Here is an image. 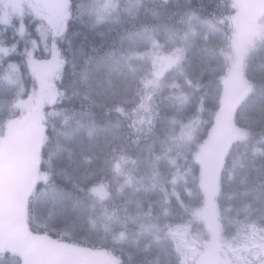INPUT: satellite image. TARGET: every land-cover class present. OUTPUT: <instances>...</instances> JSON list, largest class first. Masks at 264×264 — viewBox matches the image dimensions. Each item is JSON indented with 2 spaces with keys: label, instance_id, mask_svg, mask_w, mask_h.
I'll list each match as a JSON object with an SVG mask.
<instances>
[{
  "label": "trees",
  "instance_id": "16d2710c",
  "mask_svg": "<svg viewBox=\"0 0 264 264\" xmlns=\"http://www.w3.org/2000/svg\"><path fill=\"white\" fill-rule=\"evenodd\" d=\"M27 5L11 2L9 21L0 6V141L17 122L28 140L35 117L43 134L26 227L111 264H180L169 229L202 230L195 211L216 192L196 153L218 114L237 0H117L102 20L93 0H67L64 31L46 37ZM154 43L177 61L148 86L153 66L138 54ZM244 75L252 89L234 123L247 136L232 142L215 194L223 242L243 223L264 226V36ZM19 156L7 175L14 187ZM100 183L103 199L90 192ZM0 264L22 263L7 250Z\"/></svg>",
  "mask_w": 264,
  "mask_h": 264
},
{
  "label": "rangeland",
  "instance_id": "374dc122",
  "mask_svg": "<svg viewBox=\"0 0 264 264\" xmlns=\"http://www.w3.org/2000/svg\"><path fill=\"white\" fill-rule=\"evenodd\" d=\"M11 2L19 9H26L28 4L31 12L42 18V23L37 27L45 37L48 34L58 36L64 31L69 16L67 0H0L2 18L5 21L10 19ZM129 5H132L131 1ZM116 6L117 0H93L91 9L93 15L102 20L110 15ZM231 23L232 34L227 52L229 70L223 78L218 114L208 137L196 153L202 165L201 169L209 164L212 167L209 174L214 176L216 192L205 198L209 201L212 197L210 207L200 212L199 209L195 211L199 218L203 216L202 220L207 222L204 221L202 230H192L190 225L169 229L180 253V264H220L218 255L224 258L223 261L219 257L223 264H259L262 261L257 246L263 244L264 226L259 223H243L239 225V230L223 242L226 237L220 234L215 194L219 188L220 170L232 142L247 136V132L234 123V111L252 89V83L244 75L245 56L256 41L264 36V0H237V9L231 16ZM138 56L148 59L153 66L146 81L148 86L155 85L161 74L177 61L176 55L161 54L157 43ZM56 65L57 61H53L50 67L55 68ZM12 69L13 67L10 76L15 75ZM47 84L45 78L40 80L43 88ZM225 116L228 121L224 120ZM220 126H223L225 133L219 131ZM25 136L24 122H17L7 129L0 141V252L10 250L16 253L22 264H111L107 257L91 249L62 245L50 238L44 239L30 233L25 224L26 202L39 176V151L43 136L38 117L31 121L27 133L28 140ZM217 137L219 141H216ZM19 152L18 183L14 187V183L9 182L12 178H7V175L13 168ZM90 192L100 199L108 195V190L102 183L93 185ZM137 235L146 236L144 229L139 228Z\"/></svg>",
  "mask_w": 264,
  "mask_h": 264
},
{
  "label": "flooded vegetation",
  "instance_id": "af4514ba",
  "mask_svg": "<svg viewBox=\"0 0 264 264\" xmlns=\"http://www.w3.org/2000/svg\"><path fill=\"white\" fill-rule=\"evenodd\" d=\"M262 242H263V244H259L257 247V251L261 254V258H262V261H261V263H259V264H264V236H263V238H262ZM261 249H260V248Z\"/></svg>",
  "mask_w": 264,
  "mask_h": 264
}]
</instances>
